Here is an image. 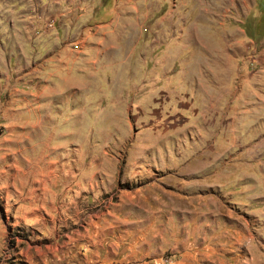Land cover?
Segmentation results:
<instances>
[{"label":"rangeland","instance_id":"374dc122","mask_svg":"<svg viewBox=\"0 0 264 264\" xmlns=\"http://www.w3.org/2000/svg\"><path fill=\"white\" fill-rule=\"evenodd\" d=\"M0 264H264V0H0Z\"/></svg>","mask_w":264,"mask_h":264},{"label":"crops","instance_id":"0c3cea01","mask_svg":"<svg viewBox=\"0 0 264 264\" xmlns=\"http://www.w3.org/2000/svg\"><path fill=\"white\" fill-rule=\"evenodd\" d=\"M2 214L3 213H1L0 211V250L2 246L5 244L7 237V224Z\"/></svg>","mask_w":264,"mask_h":264}]
</instances>
